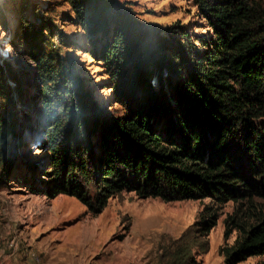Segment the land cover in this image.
Wrapping results in <instances>:
<instances>
[{
	"label": "trees",
	"instance_id": "obj_1",
	"mask_svg": "<svg viewBox=\"0 0 264 264\" xmlns=\"http://www.w3.org/2000/svg\"><path fill=\"white\" fill-rule=\"evenodd\" d=\"M191 1L207 22V36L141 25L115 0H67L94 58L109 72L124 110L117 117L99 110L84 79L55 49L52 23L24 1L32 15L16 37L39 79L47 154L42 190L49 199H77L94 217L124 192L164 203L210 199L201 214L208 215L204 235L233 203L225 238L238 236L222 249L224 264L252 257L264 264V7L255 0ZM0 78L4 99L12 102L3 72ZM17 128L0 111V166L7 177L17 163L10 141L18 137L22 145Z\"/></svg>",
	"mask_w": 264,
	"mask_h": 264
},
{
	"label": "rangeland",
	"instance_id": "obj_2",
	"mask_svg": "<svg viewBox=\"0 0 264 264\" xmlns=\"http://www.w3.org/2000/svg\"><path fill=\"white\" fill-rule=\"evenodd\" d=\"M24 1H0V72L12 89V102H8L0 78V111L17 122L22 135L21 146L18 137L10 141L17 163L8 177L0 166V264H224L222 249L232 246L238 236L234 232L225 238V220L235 209L233 203L222 207L217 225L204 235L200 229L208 215L201 214L212 205L210 199L164 203L124 192L94 217L75 198L45 195L41 169L47 154L41 146L39 79L16 37L20 22L32 15L23 9ZM30 1L39 6L40 17L54 26L55 49L69 69L84 79L99 110L112 117L122 114L106 65L94 58L93 44L73 21L67 0ZM115 1L141 25L162 31L184 27L191 37L211 33L191 0ZM255 1L264 7V0ZM4 61L13 69L16 82ZM155 88L159 89L158 82ZM262 260L252 257L240 264Z\"/></svg>",
	"mask_w": 264,
	"mask_h": 264
},
{
	"label": "water",
	"instance_id": "obj_3",
	"mask_svg": "<svg viewBox=\"0 0 264 264\" xmlns=\"http://www.w3.org/2000/svg\"><path fill=\"white\" fill-rule=\"evenodd\" d=\"M0 1H2V0H0Z\"/></svg>",
	"mask_w": 264,
	"mask_h": 264
}]
</instances>
